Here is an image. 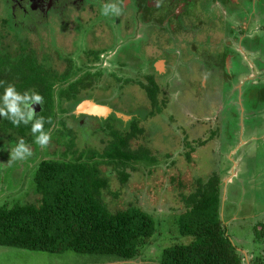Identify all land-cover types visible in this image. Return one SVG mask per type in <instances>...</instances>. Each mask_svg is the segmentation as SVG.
Here are the masks:
<instances>
[{"label": "trees", "instance_id": "16d2710c", "mask_svg": "<svg viewBox=\"0 0 264 264\" xmlns=\"http://www.w3.org/2000/svg\"><path fill=\"white\" fill-rule=\"evenodd\" d=\"M79 15L96 27L104 25L99 28L101 36L90 32L88 39L81 37L78 45L73 37L74 50L66 55L55 48L59 33L55 26L63 22L26 20L16 9L7 13L0 8V139L10 147L6 148L11 149L10 155L21 144L27 149L36 146L37 150L33 149L24 162L33 176L31 193L38 197L19 201L21 197L13 205H0V246L54 255L73 252L103 260L102 264L130 263L143 260L145 248L160 238L163 242L157 247L163 248L165 244L166 248L158 264H244L245 256L227 235L222 220V180L217 172L206 180L198 179L194 191L182 195L183 212L168 219L156 220L145 208L136 206V201L126 203L118 211L109 205L113 195H120V191L115 193L111 189L113 173L126 185L131 179L129 170L138 172L162 160L147 146L133 145L147 133L143 120L163 115L167 104L159 100L160 85L153 75L146 77L147 83H139L147 94L151 111L140 109L137 114H119L89 100L93 97L88 92L97 88L99 80L108 74L106 69L110 70L101 56L110 43L107 40L114 41L119 36L111 34L109 23L99 21L86 10ZM71 23L74 31L73 22L64 24ZM82 25L79 31L84 32ZM145 43L147 46L151 41ZM71 55L85 62L79 63ZM118 64L121 68L127 66L125 62ZM117 75L113 72L108 76L130 83ZM9 87L25 97L16 102L19 109L16 114L11 113L4 100ZM36 95L42 97L41 102H35ZM91 103L106 107L110 113L94 114L85 106ZM139 113L143 116H138ZM81 115L85 116L79 118ZM87 118L95 123L93 135L102 132L106 135L102 150L80 141L82 133L77 128L84 135L91 131L87 127L89 122L84 120ZM37 122L43 126L33 132ZM84 123L86 129L80 127ZM216 128L206 139L187 144L191 149L187 154L189 162L198 149L222 137V126ZM42 135L49 137L46 154L43 151L49 159L40 155L43 146L37 140ZM54 135L61 140L52 139ZM104 166H110L111 172ZM165 222L171 225L168 237L159 233ZM256 233V241L263 244L264 223H260Z\"/></svg>", "mask_w": 264, "mask_h": 264}, {"label": "rangeland", "instance_id": "374dc122", "mask_svg": "<svg viewBox=\"0 0 264 264\" xmlns=\"http://www.w3.org/2000/svg\"><path fill=\"white\" fill-rule=\"evenodd\" d=\"M228 1L203 0L205 7L200 12L206 21H211L210 23L215 25L214 28L210 26L213 29L207 26L211 32L198 29L197 26L201 22L197 21V25H189L188 32L179 35L174 44H171L168 38L163 37L158 38L157 43L148 39L151 43L147 46L143 45L145 40L135 42V38L131 37L132 34L128 33L129 30L126 37V32L123 33L125 25L121 20V13L104 16L102 14L104 6H97L101 9V13L97 16L106 18L107 22L110 21L111 34L119 36L114 41L107 40L110 43H115V41L118 43L116 46L111 44L109 50H116L120 46L121 48L117 50L120 53L118 60L113 55L114 53H111L113 56H109L108 59L110 70L106 69L108 74L99 80L97 88L88 93L94 99L90 98V101L102 103L103 106H108L119 114H137L140 109L145 112L151 111L150 101L139 83H147L146 77L153 75L160 85L159 100L167 104L163 115L147 117L143 120L142 126L145 127L147 133L133 145L135 147L139 144L147 146L162 160L159 164L143 168L138 172L129 170L131 179L126 185L120 182L117 175L112 174V192L120 191V195H113L110 198L109 205L114 211L123 209L126 203L136 201L134 203L136 206L145 208L156 220L180 215L184 209L182 195L193 192L198 179L206 180L211 174L217 172L222 180L221 216L227 235L237 246L239 252L245 256L244 264H255L256 262L264 264V243L256 241V229L260 223H264V141L257 147L243 128L238 129L240 118L237 109L233 107L239 105L237 96L236 99L234 98V95H237L235 90L222 95L230 89V84L227 80H214L211 73H208V71L215 70L217 75L222 74L220 65H217L218 47L220 46V48L223 45L229 47L228 51L240 52L239 61L247 67L252 62V58L242 48L241 40L260 36V49H257L263 54L264 35L262 32L258 34L259 20H256L254 25H250L247 19H244L248 9H259L264 0H239L237 3L236 0H232L233 3ZM107 4H114L118 7L114 0L105 5ZM51 19L55 20V17L52 16ZM261 19L264 20V12ZM56 21H59L55 22L57 24L62 22L63 24L55 26L56 32H59L55 48L64 51L66 55L74 50V40H77L78 45L81 37L88 39L90 32L94 36H101L99 28L104 26L96 27L79 16L73 21L75 24L73 31L72 23L71 25L64 24L70 20L64 21L63 17L59 16ZM191 22L189 20V23ZM81 24L84 25V32L79 31ZM137 26L136 24L135 27ZM230 29L237 33V39H232L230 34H225V31ZM79 33L81 35H78ZM205 34L207 38L215 39L204 41ZM162 48L167 51L164 53ZM71 56L79 63L85 62L77 55ZM263 57L264 54L261 60ZM118 61L127 63V66L121 68ZM210 63H212L211 66H209ZM113 72L122 76L124 80H130V83H123L122 80L119 82L112 76H108ZM247 78V75L241 76L239 81L244 83ZM223 109L224 112H222ZM83 116L85 115L79 118ZM138 116H143V114L139 113ZM247 119V113L243 112L241 121L246 122ZM84 120L86 123L89 122V126L84 123L80 127H91V131L88 132L91 136L84 135V131L77 128V131L82 133L80 141L85 140L88 145H94L97 150H102L104 148L102 141L106 135L103 132L93 135L94 121L92 118ZM222 123V131H224L222 137L219 139L216 137L215 140H211L206 146L198 149L196 153H191L193 160L189 162L187 154L191 149L187 144L196 143L202 138L206 139L209 132L216 130V127L221 126ZM219 134L218 132V136ZM51 138L61 140L58 135ZM78 147L86 146L78 144ZM6 148L10 147L2 144V139H0V205L6 203L13 205L21 197L23 198L19 201L22 199L36 200L38 197L33 195L30 189L34 187L33 176L28 167H25L27 164L24 162L29 155H26L24 159H19L16 155L17 151L10 155L11 149ZM46 148L44 144L40 155L41 158L49 159L48 155H44ZM33 149L37 150L36 146ZM33 149L28 148L27 150L31 153ZM110 168V166H104V169L109 172H111ZM23 174L24 177H18ZM170 227L171 225L165 222V225L159 229V233H163L165 237L170 236L167 234ZM160 242L163 240L159 238L155 240L154 245L145 248L143 260L106 264H158L166 248L165 244L163 248L157 247ZM170 244L172 243L167 245ZM101 262L104 261L73 252L54 255L0 246V264H102Z\"/></svg>", "mask_w": 264, "mask_h": 264}, {"label": "flooded vegetation", "instance_id": "af4514ba", "mask_svg": "<svg viewBox=\"0 0 264 264\" xmlns=\"http://www.w3.org/2000/svg\"><path fill=\"white\" fill-rule=\"evenodd\" d=\"M238 1L236 0V3ZM110 2L111 0H0V8H5L7 13H9V10L16 9L21 18L41 23L59 22L60 20L56 21L59 19V16H62L64 21L68 19L70 21L67 22H73L75 18L80 16V13L86 10L87 14L96 17L99 21L111 23L110 21L107 22L106 18H99L97 16L101 13V9L97 8V6H105L106 3ZM114 2L118 4L121 10L122 16L120 17L126 28L123 27V33L126 32L125 35L127 37V31L129 30L128 33L132 34L131 37L135 38V42L143 40L146 42L149 39L157 43L158 38L165 37L170 40L171 44H174L179 35L188 32L189 25L194 26L197 25L196 23L201 22L197 28L207 32H211L207 26L210 29H213L215 26L210 23L211 21H206L203 15H201L200 11L205 7L203 0H114ZM228 2L233 3L232 0ZM263 12L264 2H262L259 9H248L245 13L246 18L244 20L247 19L250 25H254L255 21L259 20L260 28L257 29L259 35L260 32L264 35V20L261 19ZM52 16L55 17V20L51 19ZM72 18L74 19L72 20ZM189 20L192 22L189 23ZM136 24L138 25L137 27H135ZM211 25L213 28L210 27ZM225 34H230L232 39L238 38L237 33L233 29L225 31ZM206 36L205 34L206 39L204 41L215 39L213 37L207 38ZM259 37L241 40L242 48L252 58V62L247 67L239 61L241 57L240 52L237 50L228 51L227 49L230 48L223 45L222 48H220L221 46L218 47L219 58L217 59V65H220L222 74L217 75L215 70L208 71L214 77V80H227V83L230 84V89L222 93V95L235 90L237 95H234V98L236 99L237 96V102L241 107L240 111L239 105L233 106L237 109L236 111L240 118L238 129L243 128V131L250 135L257 147L264 141V57L261 60L264 50H262L263 54L258 50L261 44ZM262 43H264V40ZM111 44L117 45L112 42L106 46L109 45V48ZM108 48L101 55L105 64H108L109 56H119L120 53L117 50L121 46L116 48V50H109ZM162 50H164V53L167 51L164 48ZM111 53L114 54L112 55ZM204 63L207 64V62ZM211 65L212 63L209 66ZM245 75L248 78L246 82L241 83L239 79ZM205 82L208 81L205 80ZM222 112H224V109ZM243 112H246L248 115L246 122L245 120L244 122L241 121ZM259 134L260 136H258Z\"/></svg>", "mask_w": 264, "mask_h": 264}, {"label": "clouds", "instance_id": "9594fccd", "mask_svg": "<svg viewBox=\"0 0 264 264\" xmlns=\"http://www.w3.org/2000/svg\"><path fill=\"white\" fill-rule=\"evenodd\" d=\"M120 9L114 5V4H107L104 6L103 8V15L104 16H109L110 14H114V15H119L120 14ZM25 99V97H21L19 94H17L15 92V89L13 87H9L6 89L5 91V96H4V100L6 102V104H8L9 110L11 111V113L16 114L19 112L18 107L16 106V102L17 101H21ZM9 100H11V103H8ZM35 102L39 103L42 100V97L39 95H36L34 97ZM0 114H2V112H0ZM21 119H23V117L21 116ZM32 119V113H29L28 116V120ZM25 123H27V121H25ZM42 123L37 122L34 127H33V132H36L38 130H40L42 128ZM49 137L47 135H42L41 137L38 138L37 142L40 143L42 146L44 144H46L48 142ZM31 153L28 152L27 148L24 147L23 144H21L19 146V148L17 149V158L19 159H24L26 155H30Z\"/></svg>", "mask_w": 264, "mask_h": 264}, {"label": "water", "instance_id": "95a60500", "mask_svg": "<svg viewBox=\"0 0 264 264\" xmlns=\"http://www.w3.org/2000/svg\"><path fill=\"white\" fill-rule=\"evenodd\" d=\"M85 106H87L86 108L91 110L94 114L97 115H108L110 113V110L107 109L106 107L103 106H99V105H95V104H86ZM83 106V107H85ZM83 110V109H82Z\"/></svg>", "mask_w": 264, "mask_h": 264}]
</instances>
